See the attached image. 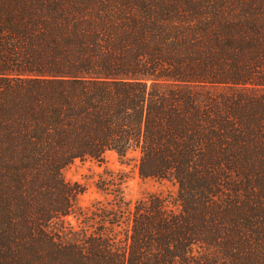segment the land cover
<instances>
[{"label":"trees","instance_id":"1","mask_svg":"<svg viewBox=\"0 0 264 264\" xmlns=\"http://www.w3.org/2000/svg\"><path fill=\"white\" fill-rule=\"evenodd\" d=\"M130 150L172 207L85 214ZM0 264H264V0H0Z\"/></svg>","mask_w":264,"mask_h":264},{"label":"rangeland","instance_id":"2","mask_svg":"<svg viewBox=\"0 0 264 264\" xmlns=\"http://www.w3.org/2000/svg\"><path fill=\"white\" fill-rule=\"evenodd\" d=\"M138 157L137 150L128 151L122 158L114 151H107L101 161L87 157L65 166L62 169L64 179L78 183L83 189L76 197V206L88 215L95 207L107 206L119 194L130 206L137 200L156 195L172 207L175 184L166 179L139 177ZM66 220L75 226L81 217L71 214Z\"/></svg>","mask_w":264,"mask_h":264}]
</instances>
